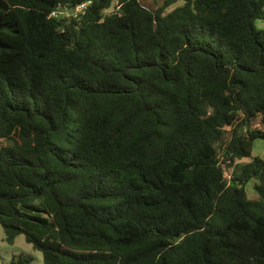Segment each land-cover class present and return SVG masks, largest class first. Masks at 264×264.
Here are the masks:
<instances>
[{
	"label": "trees",
	"instance_id": "1",
	"mask_svg": "<svg viewBox=\"0 0 264 264\" xmlns=\"http://www.w3.org/2000/svg\"><path fill=\"white\" fill-rule=\"evenodd\" d=\"M84 1L0 0L5 242L42 264H264V161L240 162L264 139V0Z\"/></svg>",
	"mask_w": 264,
	"mask_h": 264
},
{
	"label": "rangeland",
	"instance_id": "2",
	"mask_svg": "<svg viewBox=\"0 0 264 264\" xmlns=\"http://www.w3.org/2000/svg\"><path fill=\"white\" fill-rule=\"evenodd\" d=\"M139 2L149 10H156L161 3L154 2L152 0H139ZM186 0H180L175 4L167 7L165 9V14L171 12L175 8L182 6ZM118 3V0H112V3L108 9L104 11V14H109L115 10V7ZM81 6L78 7L77 10H80ZM255 28L258 30H264V19L257 20L254 23ZM253 129L264 131V126L259 123V119L253 122ZM229 130H225L223 139L227 140L229 136ZM4 142L0 140V146ZM256 159H261L264 161V139L256 138L253 141L252 150L248 157L243 158L240 162H250ZM253 180L247 183L244 187L248 199H255L256 193L252 188ZM25 258L30 259L31 264H42V254L35 250L31 244L25 241L23 235H18L12 244H8L4 240L3 229L0 225V264H9L11 262H17L19 260H23Z\"/></svg>",
	"mask_w": 264,
	"mask_h": 264
},
{
	"label": "water",
	"instance_id": "3",
	"mask_svg": "<svg viewBox=\"0 0 264 264\" xmlns=\"http://www.w3.org/2000/svg\"><path fill=\"white\" fill-rule=\"evenodd\" d=\"M87 1H88V0H85L84 3H86ZM74 11H75V10H74L73 8H70V9H68L67 13H68L69 16H71V15L74 14ZM60 12H61V13H64V12H65V9H61Z\"/></svg>",
	"mask_w": 264,
	"mask_h": 264
},
{
	"label": "built area",
	"instance_id": "4",
	"mask_svg": "<svg viewBox=\"0 0 264 264\" xmlns=\"http://www.w3.org/2000/svg\"><path fill=\"white\" fill-rule=\"evenodd\" d=\"M51 16L55 17V16H57V13L53 12V13H51ZM243 132L245 133V129H243Z\"/></svg>",
	"mask_w": 264,
	"mask_h": 264
}]
</instances>
